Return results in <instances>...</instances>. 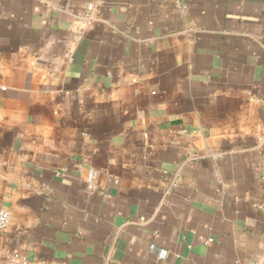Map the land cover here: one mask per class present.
I'll return each instance as SVG.
<instances>
[{"label": "crops", "instance_id": "0c3cea01", "mask_svg": "<svg viewBox=\"0 0 264 264\" xmlns=\"http://www.w3.org/2000/svg\"><path fill=\"white\" fill-rule=\"evenodd\" d=\"M3 210L0 264H264V0H0Z\"/></svg>", "mask_w": 264, "mask_h": 264}, {"label": "built area", "instance_id": "2783aa9c", "mask_svg": "<svg viewBox=\"0 0 264 264\" xmlns=\"http://www.w3.org/2000/svg\"><path fill=\"white\" fill-rule=\"evenodd\" d=\"M89 9L93 10L94 5L90 4ZM88 175H89V187H90V189H93L94 182H95V179L97 176L96 171L90 170ZM10 219H11V216H10L9 212H7L5 210L0 212V231L6 230V228L8 227V224L10 223Z\"/></svg>", "mask_w": 264, "mask_h": 264}]
</instances>
